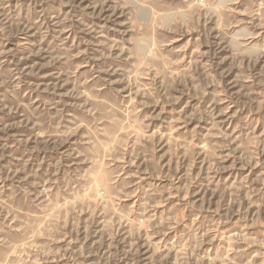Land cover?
Masks as SVG:
<instances>
[{"label": "rangeland", "instance_id": "rangeland-1", "mask_svg": "<svg viewBox=\"0 0 264 264\" xmlns=\"http://www.w3.org/2000/svg\"><path fill=\"white\" fill-rule=\"evenodd\" d=\"M0 264H264V0H0Z\"/></svg>", "mask_w": 264, "mask_h": 264}]
</instances>
